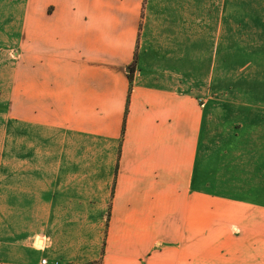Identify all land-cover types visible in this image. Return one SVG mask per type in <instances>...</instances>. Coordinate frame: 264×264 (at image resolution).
Listing matches in <instances>:
<instances>
[{
    "label": "crops",
    "instance_id": "0c3cea01",
    "mask_svg": "<svg viewBox=\"0 0 264 264\" xmlns=\"http://www.w3.org/2000/svg\"><path fill=\"white\" fill-rule=\"evenodd\" d=\"M262 149L264 0H0V264H264Z\"/></svg>",
    "mask_w": 264,
    "mask_h": 264
},
{
    "label": "rangeland",
    "instance_id": "374dc122",
    "mask_svg": "<svg viewBox=\"0 0 264 264\" xmlns=\"http://www.w3.org/2000/svg\"><path fill=\"white\" fill-rule=\"evenodd\" d=\"M237 88V87H236ZM235 118L238 119V116H236ZM234 117H229L228 121L226 123H230L233 119H235ZM224 122V119L220 120V124H226ZM215 136L217 137L216 139H218L219 141L226 142V144H229L230 141V133L227 130H223L222 128H215ZM27 152L30 150V148L25 149ZM24 148L22 149L19 144H15L14 142L10 143V146L8 147V155L11 156H15V155H21V154H25ZM262 152H264V149L261 150ZM221 156V155H220ZM14 213L11 214L12 217ZM13 219V218H12Z\"/></svg>",
    "mask_w": 264,
    "mask_h": 264
},
{
    "label": "built area",
    "instance_id": "2783aa9c",
    "mask_svg": "<svg viewBox=\"0 0 264 264\" xmlns=\"http://www.w3.org/2000/svg\"><path fill=\"white\" fill-rule=\"evenodd\" d=\"M37 264H62L60 261L55 260L53 262H50L47 258H42Z\"/></svg>",
    "mask_w": 264,
    "mask_h": 264
},
{
    "label": "bare ground",
    "instance_id": "6f19581e",
    "mask_svg": "<svg viewBox=\"0 0 264 264\" xmlns=\"http://www.w3.org/2000/svg\"><path fill=\"white\" fill-rule=\"evenodd\" d=\"M39 243H40V245H42V244H43V241H42V240H40V242H39Z\"/></svg>",
    "mask_w": 264,
    "mask_h": 264
},
{
    "label": "trees",
    "instance_id": "16d2710c",
    "mask_svg": "<svg viewBox=\"0 0 264 264\" xmlns=\"http://www.w3.org/2000/svg\"><path fill=\"white\" fill-rule=\"evenodd\" d=\"M130 78H132V76H130Z\"/></svg>",
    "mask_w": 264,
    "mask_h": 264
}]
</instances>
